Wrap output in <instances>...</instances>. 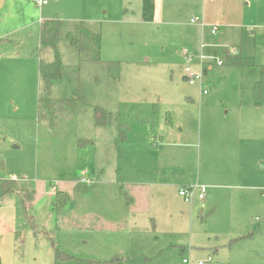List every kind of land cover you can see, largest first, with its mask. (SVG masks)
<instances>
[{"label":"rangeland","instance_id":"1","mask_svg":"<svg viewBox=\"0 0 264 264\" xmlns=\"http://www.w3.org/2000/svg\"><path fill=\"white\" fill-rule=\"evenodd\" d=\"M86 1L47 0L43 18L76 22L66 19L68 8L77 12ZM101 1L119 7L127 2ZM171 2L174 13L158 30L130 17L112 16L108 8L109 22L100 21V57L118 63L117 75L79 61L60 42L67 78L51 83L49 98L78 100L54 116L47 113L48 92L39 76L0 79V160L8 176L22 178L35 189L31 213L38 236L26 229L22 253L16 246L12 251L14 264H103L115 257L124 259L121 264H181L186 257L197 264L214 246L221 255L228 254L230 234L258 238L264 255V27L254 19L259 0L246 10L240 24L244 27L226 33L222 43L223 49L240 45L242 56L252 60L216 66L205 79L204 95L182 80L186 61L181 51L200 52L202 38L190 23L194 13L183 0ZM217 36L203 41L213 45ZM21 45L27 52L34 48L46 61L53 57L50 48L39 49L38 27L23 33ZM213 52L210 45L202 50L205 56ZM190 64L195 66L196 59ZM13 93L17 110L3 96L9 99ZM97 103L113 114L112 124L94 126L92 106ZM30 115L32 135L20 126ZM236 127L238 171L230 178L217 177L218 168L233 165L222 146ZM148 132L162 139L146 136ZM83 175L91 180L82 182ZM194 180L205 187L206 200L190 208L177 191ZM55 189L71 199L58 212L51 209L48 195ZM10 214L0 207L2 222ZM191 242L194 250L181 253ZM52 244L68 258L55 259ZM131 253L136 256L126 260Z\"/></svg>","mask_w":264,"mask_h":264},{"label":"crops","instance_id":"2","mask_svg":"<svg viewBox=\"0 0 264 264\" xmlns=\"http://www.w3.org/2000/svg\"><path fill=\"white\" fill-rule=\"evenodd\" d=\"M126 5L117 6V5H103L101 0H87L80 7L79 11L76 12L74 7H70L69 13H67L66 19L72 21H84L92 24H100V21L109 22L105 19V15L108 14V8L111 13H114L112 16L118 15L130 17L133 22L146 25L150 28H156L158 26L167 23L166 18H170L174 13L173 9H170V6H174L171 0H126ZM185 7L192 9L194 13L193 17H197L201 20V23H192L191 25L196 27L193 32L194 34H199L202 38L200 46L204 44L200 50H203L207 45L213 46L215 54L227 55L230 52L231 48H222L225 47V34H229L236 29H242L244 26H241L245 22L244 14L246 10L250 9L253 5V0H183ZM258 4V0H255ZM251 4V5H249ZM48 2L45 5H36L31 0H0V79H38L39 70H38V60L39 56L34 51V48L30 49V52L22 49L21 39L23 33H30V30L40 29V24L46 18H43V7L47 6ZM249 5V6H248ZM28 11V13H27ZM104 14V15H103ZM178 16V15H177ZM117 17V16H116ZM192 17V18H193ZM254 19L258 22V27H264V0H259V4L255 7L254 10ZM65 19V20H66ZM20 23L16 26H13V23ZM191 23V22H190ZM216 25L218 31L215 35L219 34L216 37V41L212 44H206L203 41V38L206 39L210 36H215L210 33L211 26ZM244 25V24H243ZM101 28V26H100ZM101 30V29H100ZM103 34L101 30V52L102 44L104 41ZM217 45V46H216ZM240 45H237L236 48L233 46L232 49L235 50L234 54L242 55V48ZM222 48V49H220ZM239 48V49H238ZM237 49V51H236ZM23 50V51H22ZM226 50L227 52H224ZM212 54V53H211ZM214 55V54H212ZM233 55V54H231ZM104 58V57H103ZM105 60H112V57H106ZM147 63H150V59H146ZM223 63L219 67H223ZM225 67H232L226 65ZM216 68V65H213L209 70L206 71V79L209 77L211 71ZM184 79L182 74V80ZM185 81V80H183ZM206 86V84H205ZM208 89V86H207ZM208 92V91H207ZM207 94V93H206ZM1 96V95H0ZM6 100H9L10 105L14 106V109H18V103L14 97L15 94H11L9 99L6 95ZM20 101V97L15 98ZM2 105L3 101H0V123L1 115L3 113ZM28 119L21 121L20 126L24 129V133H30L32 135V130L34 128L32 116L27 117ZM36 117H35V120ZM0 130V138H1ZM155 133V132H154ZM146 136H149L145 133ZM155 137L161 140L162 135L155 133ZM239 137L238 128L232 131V139L230 141H224L222 146L223 151L228 152L232 156L231 167L227 168H218V172L215 173L217 177L230 178L236 175L237 165H238V155L237 147ZM209 137H207L208 139ZM156 139V138H155ZM153 143V141H151ZM19 147V144L15 145ZM158 172V171H157ZM1 173V171H0ZM159 173V172H158ZM218 174V175H217ZM160 174H157L159 177ZM195 181V180H194ZM83 182V181H82ZM193 182V181H192ZM190 182V183H192ZM198 182V181H197ZM161 185L159 181L156 183ZM189 184V183H185ZM180 185V184H179ZM177 185V187L179 186ZM56 190V189H55ZM54 190V191H55ZM53 191V192H54ZM53 192H49L48 195L51 197ZM254 196H258L255 192ZM180 197V196H179ZM181 198V197H180ZM182 199V198H181ZM206 200V195L203 200H198L196 197L189 204L191 208L194 205L203 206V202ZM0 207H4L6 211L10 212L9 220L7 222H2L0 220V264H14L13 249H15V238L14 230L17 217V209L15 206V196L12 193L5 194L0 199ZM16 209L15 214L13 210ZM10 221V223H9ZM227 250L228 254L221 255L220 252L214 246L211 251L208 253L206 258L209 255H212V260L204 261L212 262L210 264H264V255L262 254L263 242L258 238H253L248 235H233L228 236ZM243 246L242 251L238 249V246ZM195 248L193 242L190 243L189 247H181V253L192 252ZM237 250V251H236ZM216 259V260H214ZM206 260V259H205Z\"/></svg>","mask_w":264,"mask_h":264},{"label":"trees","instance_id":"3","mask_svg":"<svg viewBox=\"0 0 264 264\" xmlns=\"http://www.w3.org/2000/svg\"><path fill=\"white\" fill-rule=\"evenodd\" d=\"M94 25L96 26L94 28ZM66 26V28H65ZM100 24H92L84 21H76L65 23L58 18L45 19L40 24L39 29V49L50 48L53 52L51 60H44L39 57L38 70L39 79L43 80L48 92V98L51 91V83L55 80L67 78V72L63 68L62 57L59 50V43L65 42L66 45L75 52L77 59L83 61L90 66L100 67L105 73L113 71L116 73L119 70L118 63L116 61L105 60L100 57L101 52V30ZM252 58L243 57L241 54H227L223 55V63L229 66H241L251 61ZM40 99V98H39ZM74 100H58L53 101L49 98L47 104V113L50 116H54L56 112L62 110L65 105H72ZM56 102V103H53ZM56 104V107H55ZM93 124L96 127L108 126L115 120L113 114L105 109L103 106L94 104L92 106ZM38 112H41V103L39 100ZM152 124V122H151ZM123 122L118 123V128L122 129ZM118 129V131H119ZM153 131V130H150ZM120 139L125 140L126 136L121 131ZM150 137H153L150 132L146 133ZM119 135V133H118ZM115 143L118 144L115 140ZM155 143V141H153ZM0 199L5 194L12 193L15 196V206L17 209V217L14 230L15 246L16 249L22 253L24 236L26 229H31L35 238L38 236L37 223L31 210L33 208V202L35 200V189L22 178H13L5 173V163L3 159L0 160ZM50 206L55 212H58V208L64 210L71 202L69 195L62 190H55L51 195ZM55 259L65 260L68 255L55 248ZM133 253L130 254L126 260L133 258ZM145 260H147L145 258ZM124 262L123 258L115 257L109 261L103 262V264H121Z\"/></svg>","mask_w":264,"mask_h":264},{"label":"built area","instance_id":"4","mask_svg":"<svg viewBox=\"0 0 264 264\" xmlns=\"http://www.w3.org/2000/svg\"><path fill=\"white\" fill-rule=\"evenodd\" d=\"M36 5H45L47 0H31ZM191 23H201V20L197 17L190 19ZM218 31L216 25L211 26L210 33L215 35ZM204 44L200 46L202 48ZM229 54H234L235 50L230 49ZM182 57L186 61V64L183 66V77L189 85H195L198 87L201 94L207 93V88L205 86L206 71L209 70L213 65L221 66L223 64V57L221 54H214L205 56L202 53V50L197 54L196 52L190 51L187 48L181 51ZM194 58L197 61L195 66L190 64V59ZM83 182H88L91 179H88L85 175L80 178ZM178 195L182 198L185 203H191L196 197L198 200H203L205 197V187L199 184L197 181H193L189 184H184L179 186ZM255 220H259V217H256ZM264 221V218H263ZM212 255H209L206 260L198 261L197 264H203L204 261L212 260ZM181 264H193L189 258H183Z\"/></svg>","mask_w":264,"mask_h":264},{"label":"water","instance_id":"5","mask_svg":"<svg viewBox=\"0 0 264 264\" xmlns=\"http://www.w3.org/2000/svg\"><path fill=\"white\" fill-rule=\"evenodd\" d=\"M183 80H185V79H183Z\"/></svg>","mask_w":264,"mask_h":264}]
</instances>
